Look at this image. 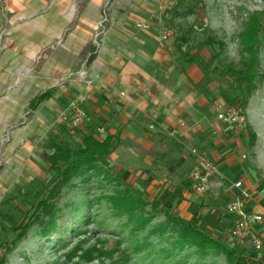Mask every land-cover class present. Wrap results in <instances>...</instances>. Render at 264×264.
I'll use <instances>...</instances> for the list:
<instances>
[{"label": "rangeland", "instance_id": "1", "mask_svg": "<svg viewBox=\"0 0 264 264\" xmlns=\"http://www.w3.org/2000/svg\"><path fill=\"white\" fill-rule=\"evenodd\" d=\"M112 2L119 22L138 29L158 27L160 41L168 29L171 36L162 43L187 57L196 54L212 74L218 75L219 67L239 73L242 63L253 64L254 76L241 84L237 76L216 78L221 101L241 109L246 129L237 134L224 129L222 145L212 147L214 156L206 159L222 164L224 178L211 179L212 189L204 197L191 189L195 165L181 176L184 181L167 188L162 175L146 178L143 170L123 168L116 157H106L62 189L51 217L17 239L12 229L31 215L35 194L53 174L40 161L51 153L49 148L35 154L37 168L26 166L30 159L17 158V153L29 143H14L12 137L23 122L8 127L0 136V264H232L224 249L264 264V249L256 253L234 240L235 218L225 211L229 187L239 180L252 194L250 210L264 213V0H107L91 43L97 50L111 23ZM146 23L150 28L142 26ZM69 120H64L66 132L73 137L81 130L72 132ZM81 140L71 139V149L80 148ZM167 209L216 240L221 250L200 253L183 244L166 220ZM254 231L264 241V222Z\"/></svg>", "mask_w": 264, "mask_h": 264}, {"label": "crops", "instance_id": "2", "mask_svg": "<svg viewBox=\"0 0 264 264\" xmlns=\"http://www.w3.org/2000/svg\"><path fill=\"white\" fill-rule=\"evenodd\" d=\"M106 1L0 0V136L23 122L13 141L29 144L17 158H29L26 166L35 168L39 163L32 159L50 141L71 148L79 136L81 143L89 135L113 137L109 157L121 167L143 170L144 177L162 175L167 188L174 187L199 162L192 150L211 158L212 147L224 141L223 130L229 132L217 118L227 105L220 76L196 54L187 57L163 44L158 27L119 22L115 2L102 46L88 63L86 48ZM81 71L88 77H79ZM45 93L49 97L30 111L31 101ZM74 99L89 121L72 137L64 112ZM50 154L40 161L47 163ZM213 163L224 176L222 164Z\"/></svg>", "mask_w": 264, "mask_h": 264}, {"label": "trees", "instance_id": "3", "mask_svg": "<svg viewBox=\"0 0 264 264\" xmlns=\"http://www.w3.org/2000/svg\"><path fill=\"white\" fill-rule=\"evenodd\" d=\"M97 51L92 44L86 48V53L89 54L88 63L94 61ZM220 68L217 69L220 77L231 78L237 76L235 80L239 84L245 82L248 77L251 79L255 70L251 63H242V70L239 73L230 67ZM233 87L242 94V90L239 87H236V85H233ZM48 97L49 93H45L32 100L29 106L30 111H34ZM112 141L113 137L99 140L89 135L84 137L82 145L77 150L63 147L55 141L48 143L51 154L48 155L46 161L49 164V171L53 175L47 183L43 184L42 189L35 194L37 202L31 208V215L12 229L13 232L18 234L17 239H23L32 226L52 216L54 211L53 201L61 193L62 189L84 172L94 169L102 158L109 157L112 153ZM153 210L156 209L153 208ZM164 215L168 224L173 227L172 232H177L183 244L196 248L200 253H206L211 249H220V244L216 240L190 225L186 220L176 216L173 212L167 209ZM223 251L227 252V257L232 264H260L252 261L248 262L247 259L237 256L233 251H226L225 249Z\"/></svg>", "mask_w": 264, "mask_h": 264}, {"label": "built area", "instance_id": "4", "mask_svg": "<svg viewBox=\"0 0 264 264\" xmlns=\"http://www.w3.org/2000/svg\"><path fill=\"white\" fill-rule=\"evenodd\" d=\"M173 5V2L169 3V5L164 6V10L170 9ZM142 26L144 28H150L151 25L146 23ZM170 36L171 32L165 29L161 35V42H166ZM95 42L100 47L97 40ZM85 75L86 73L84 71L79 73L81 78L85 77ZM64 114L66 117H70L69 128L72 132L79 131L89 121L86 109L77 99L70 101ZM217 118L222 124L228 125V130L231 134L245 131L247 126L246 117L238 107L220 106ZM192 154L199 157V162L189 175L191 189L195 196L204 197L212 189L210 187L211 179L216 177L221 180L224 176L218 171L217 166L202 157L198 150H192ZM233 190H236L237 193L232 194L225 205L226 213L235 218L232 237L242 245L249 244L256 253H260L264 249V241L255 233L254 226L264 222V213L250 210L248 204L252 200V194L243 182H232L228 192L232 193Z\"/></svg>", "mask_w": 264, "mask_h": 264}]
</instances>
